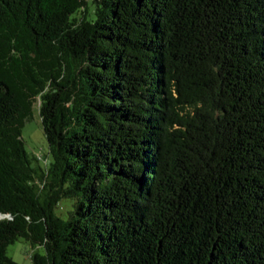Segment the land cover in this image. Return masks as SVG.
I'll list each match as a JSON object with an SVG mask.
<instances>
[{"label": "trees", "instance_id": "16d2710c", "mask_svg": "<svg viewBox=\"0 0 264 264\" xmlns=\"http://www.w3.org/2000/svg\"><path fill=\"white\" fill-rule=\"evenodd\" d=\"M20 240L32 264H264V0H0V264Z\"/></svg>", "mask_w": 264, "mask_h": 264}, {"label": "rangeland", "instance_id": "374dc122", "mask_svg": "<svg viewBox=\"0 0 264 264\" xmlns=\"http://www.w3.org/2000/svg\"><path fill=\"white\" fill-rule=\"evenodd\" d=\"M38 107V105H36ZM34 108V117L26 123L22 139L25 143V150L30 156H36L40 159L42 167L52 163L49 154V144L45 138V133L41 123V117L38 108ZM73 209V201H62L57 209V214L64 220L69 218V212ZM34 253L33 245L25 240L17 241L7 249L8 257L12 258L18 264H32L31 256Z\"/></svg>", "mask_w": 264, "mask_h": 264}]
</instances>
